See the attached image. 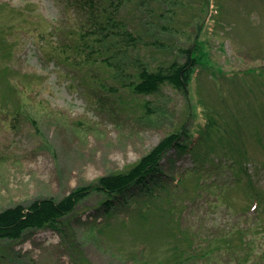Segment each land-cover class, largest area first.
<instances>
[{"label": "rangeland", "instance_id": "374dc122", "mask_svg": "<svg viewBox=\"0 0 264 264\" xmlns=\"http://www.w3.org/2000/svg\"><path fill=\"white\" fill-rule=\"evenodd\" d=\"M110 1L139 33L133 45L81 36L92 20L74 0H0V212L124 173L182 125L181 144L192 142L205 113L217 127L209 152L201 143L194 162L172 148L156 197L131 189L107 215L93 192L63 220L66 236L0 241V264H264V203L249 208L264 193V0H104L112 12ZM198 45L187 92L130 89L138 64L183 63ZM241 143L253 191L226 153Z\"/></svg>", "mask_w": 264, "mask_h": 264}, {"label": "trees", "instance_id": "16d2710c", "mask_svg": "<svg viewBox=\"0 0 264 264\" xmlns=\"http://www.w3.org/2000/svg\"><path fill=\"white\" fill-rule=\"evenodd\" d=\"M103 1L104 0H74V4H76L80 10L88 12V19L92 20L90 23V26H92L91 29L81 33V36L87 37L90 34L97 35L101 33L105 39L109 38L111 34L114 35V37L123 36L127 38L131 45H133L135 41H139V33L130 32L127 28V22L118 16H114L117 8L112 4V1H110V5L112 4L114 6L112 12L106 10V7H103ZM205 5H207L208 8L210 6V0H207ZM198 37L199 36H195L196 39ZM69 48L68 46V48L65 49ZM75 48H77V45ZM65 49H62L60 53L63 54L62 59L67 61L70 59L69 51L72 50L69 49L65 51ZM181 51L185 54L183 63H178L175 59L168 64L167 67L160 66L155 70L148 69L144 64H138L140 68L138 72V81L130 83V89L137 94L148 95L156 93L161 85L168 83L175 87H180L184 92H187L188 86L192 82V78L196 72V65L202 57V54L200 53L199 45ZM110 58V56H106L102 59V62L111 66ZM190 106H192L191 109L194 111V118L196 116L195 109L197 107L193 104ZM205 115L206 122H204V126L201 122H198L200 124L197 123V136H195L192 142L181 144L180 138L188 134L186 128L182 125L180 130L163 138L147 155L142 157L134 166L124 173H116L101 177L94 185L77 188L59 201L52 198L35 200L27 207L16 205L15 207L1 211L0 241L7 240L18 242L21 241L28 232L45 228H50L61 233L62 236H66L63 220L74 212L76 205L80 201L90 196L93 192L101 193L105 197L100 204L105 206V213H107V215L110 213V208L114 205L111 199L116 196H123L126 192H130L131 189L135 188L139 193L138 195H143L144 198H147V196L148 198L156 197L154 192L157 185L161 183L157 176L162 173L159 162L172 148L180 152L191 153L195 162L203 158V154H201L200 151H196V147L205 142L206 159L207 152H209V139L212 137L213 132L216 133L215 130L217 127L214 122H211L212 117L209 116L208 113H205ZM196 118L199 120L200 116ZM226 153H230L228 155L235 159H232L233 162L238 163L239 172L247 176L246 189L249 191L255 190V186L251 181V176L246 174L248 173V168L240 163L242 159H245V148L243 143L236 145L234 148L230 147L226 150ZM158 187L163 189L164 186L161 184ZM253 195L255 197L251 199L252 204L249 208H259V205L261 208V203L259 204L258 199L264 203V193L259 191ZM129 206H133V204Z\"/></svg>", "mask_w": 264, "mask_h": 264}]
</instances>
